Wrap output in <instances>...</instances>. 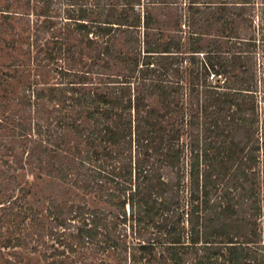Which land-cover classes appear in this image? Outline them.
<instances>
[{"label": "trees", "instance_id": "16d2710c", "mask_svg": "<svg viewBox=\"0 0 264 264\" xmlns=\"http://www.w3.org/2000/svg\"><path fill=\"white\" fill-rule=\"evenodd\" d=\"M4 51L0 247L264 264V0H0Z\"/></svg>", "mask_w": 264, "mask_h": 264}, {"label": "rangeland", "instance_id": "374dc122", "mask_svg": "<svg viewBox=\"0 0 264 264\" xmlns=\"http://www.w3.org/2000/svg\"><path fill=\"white\" fill-rule=\"evenodd\" d=\"M9 54V52H2L0 60L3 61V58L9 56ZM24 175L22 179L27 181L36 180V184L29 195L31 199L44 203L47 196L55 195L59 192V185L53 179L47 177L44 179H33V175L30 173H25ZM3 228L5 229L6 226ZM0 264H47V262L38 251L32 252L28 247L7 246L0 247Z\"/></svg>", "mask_w": 264, "mask_h": 264}]
</instances>
